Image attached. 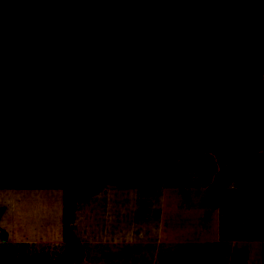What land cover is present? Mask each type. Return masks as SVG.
I'll return each mask as SVG.
<instances>
[{"label":"trees","instance_id":"16d2710c","mask_svg":"<svg viewBox=\"0 0 264 264\" xmlns=\"http://www.w3.org/2000/svg\"><path fill=\"white\" fill-rule=\"evenodd\" d=\"M146 3L175 48L109 16ZM259 151L264 186V0H0V189L161 187L182 152L230 183L223 154Z\"/></svg>","mask_w":264,"mask_h":264},{"label":"crops","instance_id":"0c3cea01","mask_svg":"<svg viewBox=\"0 0 264 264\" xmlns=\"http://www.w3.org/2000/svg\"><path fill=\"white\" fill-rule=\"evenodd\" d=\"M222 159L230 183L215 154L182 152L161 187L0 189V264H264L262 151Z\"/></svg>","mask_w":264,"mask_h":264},{"label":"rangeland","instance_id":"374dc122","mask_svg":"<svg viewBox=\"0 0 264 264\" xmlns=\"http://www.w3.org/2000/svg\"><path fill=\"white\" fill-rule=\"evenodd\" d=\"M109 16L128 32L136 35L150 47L173 49L178 45L175 18L155 4H139L124 10H115L110 12ZM246 106L247 103L240 99L230 100L225 107L222 124L227 123L233 115L240 112ZM202 165H204L202 162H195L194 164H191V168H187L186 170H198L200 167L201 169H204ZM186 170L183 169L182 174L186 173ZM202 173L204 172L202 171ZM110 177H112V172L106 168L103 178L107 180ZM223 177L221 179L226 180V176ZM238 178L240 181L243 180L242 177L238 176ZM253 179L255 178H246L245 182H250V180ZM190 180L201 181L197 174H194L193 176L192 174L191 176L184 175L183 178L181 177L182 182ZM223 180L220 182H223Z\"/></svg>","mask_w":264,"mask_h":264}]
</instances>
